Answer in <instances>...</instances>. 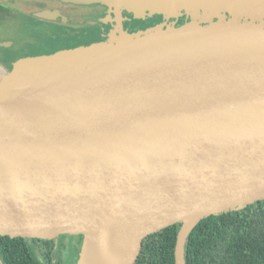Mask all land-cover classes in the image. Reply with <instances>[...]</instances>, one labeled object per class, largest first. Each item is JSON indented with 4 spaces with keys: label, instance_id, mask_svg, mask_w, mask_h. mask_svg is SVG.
Listing matches in <instances>:
<instances>
[{
    "label": "water",
    "instance_id": "1",
    "mask_svg": "<svg viewBox=\"0 0 264 264\" xmlns=\"http://www.w3.org/2000/svg\"><path fill=\"white\" fill-rule=\"evenodd\" d=\"M62 1L189 21L2 78L0 236L83 237L78 264L89 244L96 261L135 264L145 238L180 223L186 264L203 219L264 200V0Z\"/></svg>",
    "mask_w": 264,
    "mask_h": 264
},
{
    "label": "trees",
    "instance_id": "2",
    "mask_svg": "<svg viewBox=\"0 0 264 264\" xmlns=\"http://www.w3.org/2000/svg\"><path fill=\"white\" fill-rule=\"evenodd\" d=\"M162 21L163 17L157 15L137 24L154 28ZM15 52L18 58L21 51L16 48ZM10 60L17 61L14 56ZM181 226L177 223L145 238L135 264H176ZM54 246V241L32 243L21 237L0 236V264H41L32 248L39 249L40 255L50 261ZM186 264H264V200L203 219L190 235Z\"/></svg>",
    "mask_w": 264,
    "mask_h": 264
},
{
    "label": "flooded vegetation",
    "instance_id": "3",
    "mask_svg": "<svg viewBox=\"0 0 264 264\" xmlns=\"http://www.w3.org/2000/svg\"><path fill=\"white\" fill-rule=\"evenodd\" d=\"M16 4L15 0H0V47L3 46L5 48L4 50L0 49V55L2 62L12 67H15V64L22 59L49 57L64 51H75L85 48L86 46L88 47L89 42H97L98 37H96V35L98 33L101 34L103 41L111 38V42L115 32L121 30L125 34L129 31L132 32L134 28H128V24L130 22H133V24L139 22L135 20L134 16L133 18H125L121 15V17L125 19L121 23L122 27H120L117 14H114V10L104 8V6L101 5L100 7H97V5L76 6L60 0H41L37 2V4L40 5L39 11H37V14H34L32 12H23ZM47 10L60 11L67 18V21H47L38 17L41 12ZM79 10H82L83 14L86 16L100 13V11L106 14L100 24L84 23L80 20L83 14L79 15ZM126 12L128 11L126 10ZM73 18L79 20L77 21ZM116 36H122V34L118 32ZM38 37H41L40 39L43 40L50 39L49 41L52 43V47L47 49V42L41 45L45 48L37 46L39 42L37 41L36 44L34 38ZM41 42L42 41H40V43ZM93 43L92 45H94ZM16 48L21 51L19 56H22V58H19V56L18 58L16 57L18 54L16 52L14 53ZM13 56L17 61L10 60ZM67 239L71 240L70 244L72 251L70 254L72 257L76 256L81 248L83 237L62 235L55 240L30 242L54 241L55 246L51 251L50 261L40 255L39 249L36 247L32 249L36 252L35 257L41 264H60V260L65 252V241Z\"/></svg>",
    "mask_w": 264,
    "mask_h": 264
},
{
    "label": "rangeland",
    "instance_id": "4",
    "mask_svg": "<svg viewBox=\"0 0 264 264\" xmlns=\"http://www.w3.org/2000/svg\"><path fill=\"white\" fill-rule=\"evenodd\" d=\"M16 1V6L22 10L23 12H32L34 14H37V11H39V4H37L38 1H41V0H15ZM35 1V3H34ZM62 1V0H60ZM68 4H71V3H68ZM72 5H76V4H72ZM76 6H93V5H76ZM103 6V5H101ZM97 7H100V5H97ZM104 8H107V9H113L114 10V14H117V19L120 20L121 22L127 17V18H133L134 16V13H129L126 12V9H115V8H110L108 6H104ZM89 10V9H88ZM105 10V9H104ZM81 15L83 14V11L82 10H79L78 11ZM125 13V14H124ZM105 12H101L100 13H96V14H93V15H89V16H86L85 14H83V16L80 18L81 21H83L84 23H97V24H100L101 23V20L105 17ZM85 15V16H84ZM124 16L125 18L121 17ZM157 16V15H156ZM74 20H79V19H75L73 18ZM178 19V20H177ZM73 20V21H74ZM177 20L178 23H183L185 24L186 22L189 21V19L185 16L181 17L180 19L179 18H173L171 19L169 22L165 19H163L162 23H167V24H170L171 22H175ZM76 21V22H77ZM136 21H139V20H136ZM166 21V22H165ZM160 23V24H162ZM77 24V23H76ZM182 24V25H183ZM181 25V26H182ZM128 28H134V30L131 32H127V34H125L123 37H120L119 38V42H118V45H116V47H120V46H127V45H130L132 43H134L136 40L134 38H137L139 36H142V35H145L147 34L148 32H151L152 28L153 27H150L148 26L147 24L145 25L144 23L143 24H136L133 22H130L128 24ZM130 34V35H129ZM97 38V42L95 43L94 41H91L88 43V47L86 46L85 48H91V47H94L96 45H99V44H103V42H109L110 43V39L109 40H104L103 41V38L101 37V34H97L96 35ZM41 37H38V38H34V40L36 41V44H37V41L39 42L37 44V46H40L41 48H45L43 46H41L42 44L46 43L47 42V49H50L52 47V43L49 41L50 39L46 40V39H40ZM42 41L40 43V41ZM82 39V38H81ZM94 42V43H93ZM92 43L94 45H92ZM92 45V46H90ZM42 64V63H40ZM18 71V69L16 67H12L4 62H2V59H1V55H0V81L2 80V78L8 74H11V73H16ZM71 240L70 239H67L65 241V252L60 260V264H78L79 261H80V258H81V252H82V246H83V241H82V245H81V248L78 252V254L76 256H73L70 254V252L72 251L71 250Z\"/></svg>",
    "mask_w": 264,
    "mask_h": 264
},
{
    "label": "bare ground",
    "instance_id": "5",
    "mask_svg": "<svg viewBox=\"0 0 264 264\" xmlns=\"http://www.w3.org/2000/svg\"><path fill=\"white\" fill-rule=\"evenodd\" d=\"M93 250L94 248L92 249V246L89 244L86 249V256L89 264H106L101 258L98 261L93 259Z\"/></svg>",
    "mask_w": 264,
    "mask_h": 264
}]
</instances>
